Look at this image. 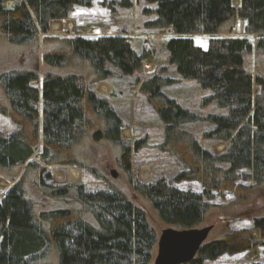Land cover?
<instances>
[{
	"label": "trees",
	"instance_id": "obj_1",
	"mask_svg": "<svg viewBox=\"0 0 264 264\" xmlns=\"http://www.w3.org/2000/svg\"><path fill=\"white\" fill-rule=\"evenodd\" d=\"M5 1L0 0V41L35 54L42 39L45 70L42 76L35 68L0 74V114L16 125L9 135H0V174L15 180L0 201V264H152L158 233L145 209L101 172L100 155L108 152L133 193L150 203L168 227L203 225L209 201L230 193L234 200L228 206L252 208L246 216L264 240V213L254 207L264 187V76L245 66L246 54L264 53V0H144L154 7L144 9L155 16L147 25L172 31L166 41L169 62L184 78L211 88L212 98L228 109L208 116L215 125L208 135L228 143L214 153L180 127L199 116L162 92L172 78L154 73L139 82L165 122L159 149L184 167L174 181H197L202 192L165 179H134L132 152L140 141L132 146L110 99L93 88L116 71L134 74L148 55L137 52L124 35H49L52 22L93 0H14L10 8ZM236 19L244 22L243 35L233 34ZM195 35L209 36L206 48L195 43ZM59 165L82 168L109 188L87 191L84 184H56L49 167ZM46 200L58 207L40 209ZM259 243L249 229L232 230L206 241L189 264Z\"/></svg>",
	"mask_w": 264,
	"mask_h": 264
},
{
	"label": "rangeland",
	"instance_id": "obj_2",
	"mask_svg": "<svg viewBox=\"0 0 264 264\" xmlns=\"http://www.w3.org/2000/svg\"><path fill=\"white\" fill-rule=\"evenodd\" d=\"M119 1L93 0V4L89 7L76 6L68 18L51 23L49 35L88 38H97L103 35H124L130 39L133 48L137 52L148 55L142 67L136 70L134 74L124 75L116 71L109 80H102L96 83L93 88L101 96L110 99L124 122L123 135L132 146H135L136 141H140L138 149L132 152V175L134 179L145 183L165 179L173 186L202 192V186L197 181H174L175 176L184 167L174 156L159 149V144L164 140L165 122L147 101L146 96L139 90V82L154 73L172 78L174 81L164 85L162 92L175 99L183 108L199 116L198 120L184 122L180 127L191 132L204 148L214 153L224 151L228 143L208 135L215 128L208 116L210 114H227L228 109L221 107L212 98L214 91L211 88H204L196 79L184 78L177 71L176 66L169 62L166 41L173 34L171 29H157L147 25L149 21L155 19V16L149 15L144 9L154 8L153 6L147 4L144 0H132L133 4L131 6L122 7L118 4ZM235 3L238 4V0ZM13 4L14 0L4 2V6L7 8L12 7ZM235 26L233 34L243 35L244 22L236 19ZM194 40L197 45L206 48L209 36L195 35ZM39 41V48L35 54L33 50L9 46L0 41V74L13 69L35 68L42 76L45 70L42 60L44 50L42 39ZM245 66L253 74L264 76V53L246 54ZM109 67L116 69L112 65H109ZM36 82V84H40L39 81ZM109 86L111 88L108 90ZM103 87L106 89L103 90ZM15 129L16 125L8 117L0 114V135H9ZM69 166L80 169L81 179L79 181L71 182L69 179L62 181L56 177L55 168ZM49 170L53 176L52 181L56 184H84L87 191L109 188L107 182L76 166H52L49 167ZM100 170L107 174L108 182L125 190L137 204L145 209L151 225L158 233L159 240L161 231L168 226L158 218L150 203L133 193L128 184V176L116 165L109 152L100 155ZM112 171L117 173L116 178L112 176ZM241 172L248 171L241 170ZM14 182V179L0 174V201ZM242 182L246 184V182ZM257 197L254 206L255 211L264 213V187L261 192H257ZM233 200L234 195L230 193L224 197L216 195L214 199L209 201L212 205L206 217V222L193 228L212 225L213 229L207 241L222 238L232 230L249 229L253 234V238L256 241L260 240L261 243L250 250L234 255L224 254L216 260H207L204 264H264V240H261L258 232L253 228V220L246 216V213L249 215V210L252 208L249 206L244 207L238 203H236V206H228ZM56 207L58 205L46 200L45 205L40 209L50 211V209ZM238 214H243V217H237ZM156 253L157 248L154 252V258Z\"/></svg>",
	"mask_w": 264,
	"mask_h": 264
},
{
	"label": "water",
	"instance_id": "obj_3",
	"mask_svg": "<svg viewBox=\"0 0 264 264\" xmlns=\"http://www.w3.org/2000/svg\"><path fill=\"white\" fill-rule=\"evenodd\" d=\"M112 176L116 178L117 173L112 171ZM1 224L0 214V226ZM212 229V225L185 229L169 226L163 229L159 236L153 264H189L207 241Z\"/></svg>",
	"mask_w": 264,
	"mask_h": 264
},
{
	"label": "bare ground",
	"instance_id": "obj_4",
	"mask_svg": "<svg viewBox=\"0 0 264 264\" xmlns=\"http://www.w3.org/2000/svg\"><path fill=\"white\" fill-rule=\"evenodd\" d=\"M54 173L59 180L69 179L71 182H77L81 179L80 169L69 167H57Z\"/></svg>",
	"mask_w": 264,
	"mask_h": 264
},
{
	"label": "crops",
	"instance_id": "obj_5",
	"mask_svg": "<svg viewBox=\"0 0 264 264\" xmlns=\"http://www.w3.org/2000/svg\"><path fill=\"white\" fill-rule=\"evenodd\" d=\"M110 88H111V86H109V87H108V90H109ZM105 89H106V88H105V87H103V90H105ZM101 90H102V89H101ZM103 90H102V91H103ZM114 91H115V90H114Z\"/></svg>",
	"mask_w": 264,
	"mask_h": 264
}]
</instances>
